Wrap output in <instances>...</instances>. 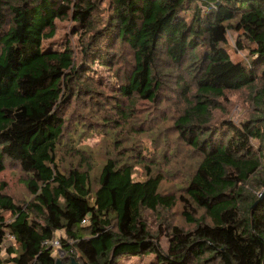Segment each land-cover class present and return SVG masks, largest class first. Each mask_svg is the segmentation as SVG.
<instances>
[{"label": "trees", "instance_id": "1", "mask_svg": "<svg viewBox=\"0 0 264 264\" xmlns=\"http://www.w3.org/2000/svg\"><path fill=\"white\" fill-rule=\"evenodd\" d=\"M63 21L90 38L79 52L82 65L75 64L67 40L60 49L44 45ZM229 31L235 32L234 51H247L246 61L229 55ZM122 54L131 58L118 87L122 98L136 94L156 102L164 76L175 74L184 103L174 127L200 156L179 196L185 221L195 226L185 231L171 225L166 251L143 217L145 210L176 202L174 194L158 190L163 174L148 170L136 179L134 166L107 159L93 191L87 171L62 172L56 161L62 113L81 94L74 81L95 62L118 64ZM259 79L264 0H0V172L6 160L17 163L32 196L16 204L0 183V245L13 236L0 264H54V248L47 244L54 238L62 264L71 257L79 264H119L121 257L147 255L151 264H264V192L257 195L264 191V87L254 90ZM242 88L255 92L258 113L237 123L215 122L219 99ZM92 92L83 90L90 99ZM196 208L203 210L199 217L191 213ZM2 212H10L11 220Z\"/></svg>", "mask_w": 264, "mask_h": 264}, {"label": "rangeland", "instance_id": "2", "mask_svg": "<svg viewBox=\"0 0 264 264\" xmlns=\"http://www.w3.org/2000/svg\"><path fill=\"white\" fill-rule=\"evenodd\" d=\"M100 15L104 16L106 13L101 12ZM84 35L82 31H74L68 21L58 22L55 36L44 45L60 49L67 40L74 50L75 64L79 66L84 63L80 49L90 40ZM227 39L228 45L225 47L231 58L246 61V50L237 53L234 51L235 32L229 31ZM118 61V64L107 63L106 66L95 62L85 76L74 81L75 86L81 88V94L71 99L62 113L64 134L56 149V161L62 172L72 168L87 171L93 191L98 187L100 169L107 159L125 161L134 166L133 175L136 179L145 178L148 170L151 174H163L158 190L161 194H174L176 202L169 209L145 210L143 217L149 231L160 235L159 244L166 251L169 243L166 234L171 225L185 231L195 226L194 223L185 221L182 214L184 207L179 196L184 195L186 179L200 156L178 137L174 127V120L184 103L183 97L177 96L179 91L176 88L175 74L164 76L166 85L161 89L156 102L136 94L122 98L118 87L123 82L126 69L131 68V58L122 54ZM86 86L94 91L90 93L91 99L87 93H83ZM262 87L264 79H259L254 90ZM254 93L247 88L226 91L225 98L219 99L220 105L213 112L215 122L225 118L237 123L256 115L258 110L253 102ZM117 102H121L122 106H116ZM252 142L254 145L258 143L257 140ZM5 165V169L0 172V183H5L3 193L14 203L25 205L32 198L24 185L26 175L17 163L6 160ZM253 190L256 191L257 188ZM262 192H257L260 198L263 196ZM191 213L199 217L203 210L196 208ZM2 215L5 221L12 218L10 212H2ZM12 242L7 235L0 245V259L8 256L7 246ZM59 254L58 249H55V258H59ZM152 260V255L127 256L121 257L119 264H151Z\"/></svg>", "mask_w": 264, "mask_h": 264}, {"label": "built area", "instance_id": "3", "mask_svg": "<svg viewBox=\"0 0 264 264\" xmlns=\"http://www.w3.org/2000/svg\"><path fill=\"white\" fill-rule=\"evenodd\" d=\"M84 223V220H83ZM8 238L13 241V236L8 235ZM47 244H50L54 249H57L60 247V242L58 238H54L51 242H48Z\"/></svg>", "mask_w": 264, "mask_h": 264}, {"label": "water", "instance_id": "4", "mask_svg": "<svg viewBox=\"0 0 264 264\" xmlns=\"http://www.w3.org/2000/svg\"><path fill=\"white\" fill-rule=\"evenodd\" d=\"M59 256H60L59 258L55 259L54 264H62V260H61V258L63 256L62 253H60ZM70 264H79V263L77 262V260L74 257H71L70 258Z\"/></svg>", "mask_w": 264, "mask_h": 264}, {"label": "clouds", "instance_id": "5", "mask_svg": "<svg viewBox=\"0 0 264 264\" xmlns=\"http://www.w3.org/2000/svg\"><path fill=\"white\" fill-rule=\"evenodd\" d=\"M57 249H58V251H59V248H57ZM57 249H56V250H57ZM54 250H55V249H54ZM59 252H60V251H59ZM53 255H54V252H53ZM62 255H63V254H62ZM62 257H63V256H62ZM55 259H56V258H55Z\"/></svg>", "mask_w": 264, "mask_h": 264}]
</instances>
